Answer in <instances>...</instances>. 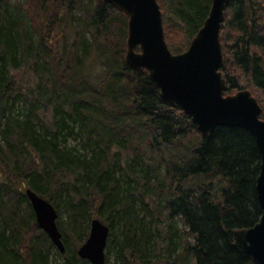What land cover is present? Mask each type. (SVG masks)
Instances as JSON below:
<instances>
[{
    "label": "trees",
    "instance_id": "16d2710c",
    "mask_svg": "<svg viewBox=\"0 0 264 264\" xmlns=\"http://www.w3.org/2000/svg\"><path fill=\"white\" fill-rule=\"evenodd\" d=\"M173 53L213 0H158ZM129 16L107 0H0V264H91L92 218L110 226L106 264H255L235 231L255 225L261 157L253 134L203 135L125 61ZM225 95L263 108L264 0H230L220 31ZM58 211L60 253L25 189Z\"/></svg>",
    "mask_w": 264,
    "mask_h": 264
},
{
    "label": "water",
    "instance_id": "95a60500",
    "mask_svg": "<svg viewBox=\"0 0 264 264\" xmlns=\"http://www.w3.org/2000/svg\"><path fill=\"white\" fill-rule=\"evenodd\" d=\"M129 16L126 63L146 69L161 89L165 100L178 104L206 135L222 125L248 129L256 139L261 157L257 193L262 207L260 220L235 232V247L255 264H264V119L263 108L248 89L224 95L226 79L220 41L225 9L230 0H213L209 16L182 53H173L166 41L163 13L158 0H107ZM139 47V51L136 48ZM38 226L47 233L61 253L65 252L55 206L32 189H26ZM110 226L93 218L90 233L78 249L91 264L106 263Z\"/></svg>",
    "mask_w": 264,
    "mask_h": 264
},
{
    "label": "rangeland",
    "instance_id": "374dc122",
    "mask_svg": "<svg viewBox=\"0 0 264 264\" xmlns=\"http://www.w3.org/2000/svg\"><path fill=\"white\" fill-rule=\"evenodd\" d=\"M114 261H115V256H114V254L112 253V255H111V261H110L109 264H114Z\"/></svg>",
    "mask_w": 264,
    "mask_h": 264
}]
</instances>
